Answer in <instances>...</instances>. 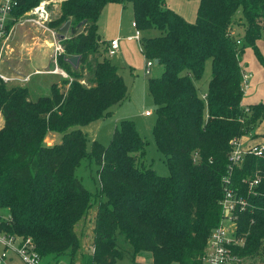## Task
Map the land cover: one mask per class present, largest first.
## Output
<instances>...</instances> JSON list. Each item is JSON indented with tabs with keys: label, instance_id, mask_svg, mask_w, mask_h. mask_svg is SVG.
Returning <instances> with one entry per match:
<instances>
[{
	"label": "trees",
	"instance_id": "1",
	"mask_svg": "<svg viewBox=\"0 0 264 264\" xmlns=\"http://www.w3.org/2000/svg\"><path fill=\"white\" fill-rule=\"evenodd\" d=\"M16 1L14 19L41 0ZM111 1L132 2L137 27L160 32L144 37L143 51L163 67L161 75L148 78V89L157 117L153 135L168 175L146 163L148 141L130 118L116 125L108 145L95 139L88 150L83 126L107 117L128 94L98 32L99 16ZM237 13L241 35L232 31ZM67 19L76 32L60 40L64 52L57 64L69 76L52 83L49 95L33 99L27 86L9 87L0 77V231L30 236L42 264L63 258L73 264L81 245L76 226L100 198L93 251L82 254L81 264H116L125 255L133 261L143 251L151 253V264H205L209 238L224 216L229 177L246 202L235 211V234L244 241L232 250L241 257L262 252L264 148L260 155L245 153L237 164L229 157L232 141L256 136L264 118V102L242 104L246 48L264 68L258 45L264 0H199L194 21L165 0H63L50 25L58 29ZM72 55H80L77 66ZM209 60L211 77L203 88ZM49 131L60 132L61 140L48 144ZM84 158L98 166L95 193L76 175Z\"/></svg>",
	"mask_w": 264,
	"mask_h": 264
},
{
	"label": "rangeland",
	"instance_id": "2",
	"mask_svg": "<svg viewBox=\"0 0 264 264\" xmlns=\"http://www.w3.org/2000/svg\"><path fill=\"white\" fill-rule=\"evenodd\" d=\"M42 1V0H41ZM40 1V2H41ZM40 2L38 4H40ZM61 0H47L46 8L49 12V21L46 23L47 26L53 31H50L48 28L44 27L39 23L37 19V14L34 13L35 5L29 11H26L22 15L18 16L14 19L13 16H9L6 24L8 25L9 21H13L10 25V28L7 30L5 26V32L1 35L0 38V58L1 60V72L4 71L6 67H8L7 72L8 75H14L13 72L18 69L21 73L25 71L26 64V52H21L20 60L17 61V55H15L14 48L19 46L18 48H25L27 51L28 44L31 38H35L37 36V32H43L45 37H56L57 28L50 25L52 20L60 14V5ZM165 4L167 7L174 9L176 12L183 15L186 19L190 21H194L197 15V8L199 4V0H165ZM130 13L125 12L124 15L120 18H113V20L117 21L116 25H111V33L116 32L121 35H127L129 33L134 32V27L131 26ZM119 24H121V30L119 32ZM60 27V26H59ZM76 26L72 23L67 31L66 36H72L75 34ZM73 30V31H72ZM244 25L240 21V13H237L234 16L232 31L236 34H243ZM160 32L154 30L152 32H147L146 30H141L142 39L137 40H128L127 38L121 40V49L118 55V52L114 55H111V61L120 67V72L124 77V81L128 86V94L127 97L121 101L119 104L113 105L111 107V113L103 118H99L91 122L88 126H83L87 136H88V150L91 149L92 141L97 139L105 145H108L114 129L117 124L120 123L122 119H133L138 127L141 135L145 137L148 141L147 144V152H146V163L153 167L157 173L160 175H168V165L166 162L165 155L157 148L156 141L153 135V126L156 122V112L154 110V101L149 93L148 89V78L155 77L158 75L160 71V67L162 65H158L154 63L151 67L150 74H144V66L147 61V58L144 55L143 49V41L144 37L158 35ZM58 39V38H57ZM56 39L51 46H55ZM258 45L261 47L264 45V37H261L258 41ZM13 49V50H12ZM14 55H13V53ZM23 54V55H22ZM14 57V58H13ZM55 57V56H54ZM16 58V60H15ZM254 61V63L259 67L261 64L259 63L254 51L251 47L245 49V52L242 56L243 61ZM18 64V67H17ZM251 64V63H250ZM260 64V65H259ZM17 67L16 69H14ZM54 65H58L57 61L53 60L52 64L49 65L50 69L54 67ZM262 66V65H261ZM251 67V65H250ZM61 68V67H60ZM262 68V67H259ZM62 69V68H61ZM258 70V69H257ZM260 70V69H259ZM261 70L264 71V68ZM64 71V72H63ZM62 74L60 80L68 77L69 75L65 70H61ZM66 72V73H65ZM255 72V71H254ZM243 73H251L250 71H246L243 66ZM8 75H4L6 77H10ZM252 75V73H251ZM211 77V61H207L204 76L202 81L204 84H207ZM250 78L248 81L244 82L243 78V87L244 91L248 90L250 86ZM8 86L20 84L19 80H6ZM203 85V84H202ZM201 85V86H202ZM206 87V85H205ZM67 88V86L65 87ZM51 93L50 86H46L44 83L41 89L36 93L32 91L31 97L36 99L38 96L49 95ZM263 97H264V88H263ZM146 110L152 111V115L147 117L144 115ZM104 120V122H103ZM103 122V126L99 124ZM4 124L3 115L0 112V127ZM46 142L49 144L58 142L61 140V133L55 131H49L47 136L45 137ZM98 166L93 159L84 158L80 164V166L76 169V175L82 180L83 184L86 188L90 189L95 193L97 186L99 185L98 181ZM98 190V189H97ZM99 192V191H98ZM105 197V196H104ZM102 197V198H104ZM100 200V198H98ZM94 203L93 206L90 207L86 216L82 218L77 226L76 230L80 235V249L76 253L73 264H81L82 262V254L83 253H91L93 251V240H94V227H95V218L97 214V205L98 202ZM4 213L5 211H0ZM246 256L241 257L240 264H264V248L262 252L249 256V259H245ZM135 261H144L149 264L152 263V255L149 252H138L132 261V259L125 255L122 259H118L116 264H133ZM69 258H63L60 260V264H70ZM177 264V263H172Z\"/></svg>",
	"mask_w": 264,
	"mask_h": 264
},
{
	"label": "built area",
	"instance_id": "3",
	"mask_svg": "<svg viewBox=\"0 0 264 264\" xmlns=\"http://www.w3.org/2000/svg\"><path fill=\"white\" fill-rule=\"evenodd\" d=\"M63 1V0H61ZM47 0H42L38 4L34 13L37 14V21L41 23L42 26L50 28L47 26L49 19V12L46 8ZM17 3L16 0H2L0 3V35L5 32V26L8 17L10 16V10L13 5ZM135 27V33L128 38L141 39V30L137 27L135 21L133 22ZM53 32V31H52ZM120 38H113L108 46L107 54L109 56L116 54L120 46ZM64 52V45L60 40H56L54 46V56L57 61L58 55ZM153 64V59H148L146 61L144 73L150 74V66ZM66 73V72H65ZM244 82L248 81L251 73H243ZM5 81L10 80V77L4 76L0 73ZM146 114H150L151 111H146ZM233 150L230 154L229 160L232 164H237L241 162L244 158L245 153L251 152L255 154H262L264 148V143L252 144L245 146L241 142V138H235L232 141ZM228 185L225 187L224 197L222 200L224 216L220 224L213 230L209 238L208 247L206 249V254L204 256L205 264H240L241 256L235 254L232 250L233 245H242L244 237H239L235 234L236 216L235 211L239 207L241 210L244 208L246 202L243 197L237 196L236 192L229 185V177L224 178ZM259 179H255L252 184L258 183ZM15 255L24 264H42V258L39 254L35 242L32 238L16 236L3 231H0V264L4 263L10 256ZM60 264V263H58ZM133 264H149L144 261H136Z\"/></svg>",
	"mask_w": 264,
	"mask_h": 264
},
{
	"label": "crops",
	"instance_id": "4",
	"mask_svg": "<svg viewBox=\"0 0 264 264\" xmlns=\"http://www.w3.org/2000/svg\"><path fill=\"white\" fill-rule=\"evenodd\" d=\"M1 1L2 0H0V3H1ZM125 12L130 13V18H132L131 19V26L134 27L133 26L134 13H133L132 2H130V1H124V2L123 1H120V2L119 1H111V2H108L104 6V8H103V10L99 16V19H98V32H99L101 38L107 40L108 45L113 38H117V37L120 38L119 43H121V40L125 39V38H127L128 40L139 41V39L128 38L129 36H131L135 33V27H134V32L129 33L127 35H121V33L118 34L117 31L111 33V29H110L111 25L117 24V21L113 20V18L117 17V18L121 19V17L124 15ZM120 30H121V24H119V32H120ZM50 31H52V30L50 29ZM0 38H1V35H0ZM57 38H58L57 33H56V37H52V36L51 37H45L43 32H41V31L37 32V36H35L34 39L31 38L29 41H27L28 44H25V45H28L27 51L25 48H23V49L21 47L18 48L19 46H17V48L15 47L14 50L12 49L13 51H15V55H17V57H19V58H17V61H16L17 63H18V60H20L21 52H23V53L26 52L25 71L21 72V73H17V72H19L18 69H16L18 67V64H17V67H15L16 65H14V67H15L14 69H16L15 70L16 72H13L14 75H8V72H7L8 67L4 68L5 69L4 71H6V73L1 72V70H0V73H2L3 75L10 76V78H11L10 80H19V83H21V85H25L29 88L30 93H32V91H35L37 93L41 89V87L43 86L44 83L46 84L47 87L51 86V84L54 82L61 83L62 80L64 79L63 78L60 80V77L62 74L61 70H63V69H61L58 65H54V67L52 69H50V67H49V65L52 64V62L55 58L53 46H51V45L53 44L54 39L60 40L59 38L58 39ZM142 38L143 37L141 35V39ZM120 49H121V44H120L118 50L120 51ZM261 49L264 52V45L261 46ZM118 50H117V52H118ZM13 55H14V53H13ZM118 55H119V52H118ZM1 60H2V58H0V67H1ZM15 60H16V58H15ZM249 60H250V58H249ZM157 64L160 65L159 63H157ZM145 65H146V63H145ZM242 65L244 66V69L246 71H250L252 73L251 78H250V86L248 87V90L244 93L242 104L247 105L250 103L264 102V97H263L264 71L261 70L263 67L259 64L260 65L259 67H262V68H259L254 63V61H252V60H250V61L245 60V62H244L243 59H242ZM250 65H251V67H250ZM144 69H145V66H144ZM162 71H163V67L162 68L160 67V71H159L158 75H156V76L161 75ZM205 85L206 84L202 85L203 88H205ZM146 111H149V110H146ZM145 112H144V115L147 117H150L153 114L152 111L149 115L146 114ZM103 122H104V120H103ZM103 122H101L99 125L103 126L104 125ZM88 125H86V126H88ZM254 134H257V135L252 136L250 134H247V135L242 136L241 142H243V144L245 146L252 145V144L264 143V118L256 126V128L254 130ZM247 258L249 259V256H246L245 259H247ZM3 264H24V263L20 260V258H18L15 255H12Z\"/></svg>",
	"mask_w": 264,
	"mask_h": 264
},
{
	"label": "water",
	"instance_id": "5",
	"mask_svg": "<svg viewBox=\"0 0 264 264\" xmlns=\"http://www.w3.org/2000/svg\"><path fill=\"white\" fill-rule=\"evenodd\" d=\"M71 19H67L62 26H60L57 30V36L60 40L66 38L67 31L71 25ZM85 20L81 21L78 26L82 25ZM80 59V55H72L69 57V61L74 65L77 66ZM159 59H155V63H158Z\"/></svg>",
	"mask_w": 264,
	"mask_h": 264
},
{
	"label": "bare ground",
	"instance_id": "6",
	"mask_svg": "<svg viewBox=\"0 0 264 264\" xmlns=\"http://www.w3.org/2000/svg\"><path fill=\"white\" fill-rule=\"evenodd\" d=\"M155 62V61H154Z\"/></svg>",
	"mask_w": 264,
	"mask_h": 264
}]
</instances>
